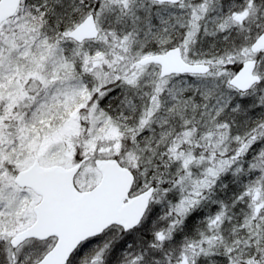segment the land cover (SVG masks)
Wrapping results in <instances>:
<instances>
[{"label":"snow or ice","instance_id":"1","mask_svg":"<svg viewBox=\"0 0 264 264\" xmlns=\"http://www.w3.org/2000/svg\"><path fill=\"white\" fill-rule=\"evenodd\" d=\"M0 264H264V0H0Z\"/></svg>","mask_w":264,"mask_h":264}]
</instances>
